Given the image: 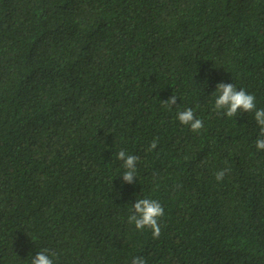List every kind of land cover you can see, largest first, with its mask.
Here are the masks:
<instances>
[{"label":"trees","instance_id":"1","mask_svg":"<svg viewBox=\"0 0 264 264\" xmlns=\"http://www.w3.org/2000/svg\"><path fill=\"white\" fill-rule=\"evenodd\" d=\"M219 83L264 108V0H0V264H264V137Z\"/></svg>","mask_w":264,"mask_h":264},{"label":"clouds","instance_id":"2","mask_svg":"<svg viewBox=\"0 0 264 264\" xmlns=\"http://www.w3.org/2000/svg\"><path fill=\"white\" fill-rule=\"evenodd\" d=\"M216 98L214 101V111L221 112L227 117L231 118L237 116L242 112H253L254 119L260 127V135L264 137V108L257 109L256 98L254 95L246 92L243 88L237 90V87L232 83H219L216 86ZM177 96L172 95L164 104L172 107L176 104ZM178 121L190 127L193 132H199L204 122L197 118L192 108H187L177 113ZM159 138L152 142L149 150L155 149ZM256 147L258 150H264V138L257 139ZM117 158L123 161V166L126 169L123 177V182L132 184L136 180L137 173V160L135 155L127 154L124 150L119 151ZM227 169L218 171L215 174L217 181L223 180ZM133 214L129 216L128 222L134 224L136 229L143 230L148 228L152 232L154 239L159 238L161 228L159 219L164 215L162 205L155 199L143 198L137 199L132 205ZM56 255L55 252H50L48 249H43L31 259V264H54L52 257ZM131 264H146L143 257H135L132 259Z\"/></svg>","mask_w":264,"mask_h":264}]
</instances>
